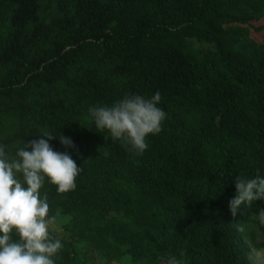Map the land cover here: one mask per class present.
Here are the masks:
<instances>
[{"label": "trees", "instance_id": "trees-1", "mask_svg": "<svg viewBox=\"0 0 264 264\" xmlns=\"http://www.w3.org/2000/svg\"><path fill=\"white\" fill-rule=\"evenodd\" d=\"M161 93L143 154L88 108ZM49 141L82 171L40 190L62 229L56 264H255V201L231 215L235 176H264V0H0V144Z\"/></svg>", "mask_w": 264, "mask_h": 264}, {"label": "clouds", "instance_id": "clouds-1", "mask_svg": "<svg viewBox=\"0 0 264 264\" xmlns=\"http://www.w3.org/2000/svg\"><path fill=\"white\" fill-rule=\"evenodd\" d=\"M161 99L159 91L150 97L126 94L110 106H90L89 118L96 129L140 155L148 148L147 138L162 131L167 114L159 106ZM54 138L53 131H47L22 142L14 154L0 144V264H56L63 248L61 240L51 234L56 217L49 215V202L40 190L47 182L57 193L73 191L82 169L67 151L75 147L71 138L59 135L63 152L49 143ZM233 182L235 193L228 200L231 215L242 204L249 208L255 201H264V176L238 175ZM254 217L264 227V208ZM162 259L165 264H181L175 256Z\"/></svg>", "mask_w": 264, "mask_h": 264}, {"label": "rangeland", "instance_id": "rangeland-1", "mask_svg": "<svg viewBox=\"0 0 264 264\" xmlns=\"http://www.w3.org/2000/svg\"><path fill=\"white\" fill-rule=\"evenodd\" d=\"M51 230H53L55 233H57L58 235L62 236V229L58 226L57 223H54V225L51 226ZM250 255H251V259L255 264H264V250L262 251H256V250H252L250 251ZM88 257L92 258L96 264H126V263H122V262H116V261H107V260H103L100 257L97 256V253L93 254L91 252L88 253Z\"/></svg>", "mask_w": 264, "mask_h": 264}]
</instances>
